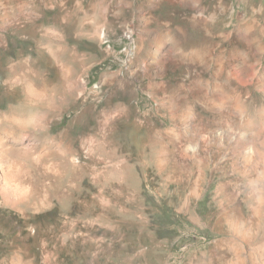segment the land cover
<instances>
[{
    "label": "rangeland",
    "instance_id": "1",
    "mask_svg": "<svg viewBox=\"0 0 264 264\" xmlns=\"http://www.w3.org/2000/svg\"><path fill=\"white\" fill-rule=\"evenodd\" d=\"M263 17L0 0V264H264Z\"/></svg>",
    "mask_w": 264,
    "mask_h": 264
},
{
    "label": "bare ground",
    "instance_id": "2",
    "mask_svg": "<svg viewBox=\"0 0 264 264\" xmlns=\"http://www.w3.org/2000/svg\"><path fill=\"white\" fill-rule=\"evenodd\" d=\"M263 21H264V17H263ZM245 139L246 138H244V141H243L244 143H246ZM235 143H237V141ZM236 146L238 147V145ZM5 155H6V152L1 150L0 151V184L3 182L0 185V195L2 196L1 198L3 200L1 204L2 205L11 204L13 206H16L17 204L25 200L27 192H26V188L24 189L23 187H21L16 171L13 168H10L9 170L6 171V166L4 162Z\"/></svg>",
    "mask_w": 264,
    "mask_h": 264
}]
</instances>
